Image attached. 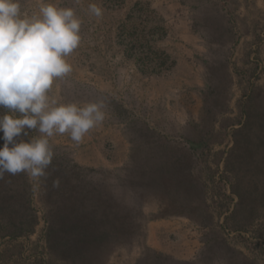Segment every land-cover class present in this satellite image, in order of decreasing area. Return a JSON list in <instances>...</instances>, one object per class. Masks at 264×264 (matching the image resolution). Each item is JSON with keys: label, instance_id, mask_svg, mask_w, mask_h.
<instances>
[{"label": "rangeland", "instance_id": "374dc122", "mask_svg": "<svg viewBox=\"0 0 264 264\" xmlns=\"http://www.w3.org/2000/svg\"><path fill=\"white\" fill-rule=\"evenodd\" d=\"M39 2L24 0L29 11ZM54 2L75 7L84 23L68 58L73 72L53 93L66 101L104 97L109 116L79 144L52 137L53 165L36 186L23 174L0 181V264H62L46 240L59 222V194L113 183L134 141L140 165L163 145L187 156L200 205L187 217L148 201L136 240L108 244L91 264H264V238H254L264 233V0ZM92 2L104 9L99 21L87 13ZM135 32L169 56L167 71L144 74L127 57ZM15 215L33 222L34 233L12 237Z\"/></svg>", "mask_w": 264, "mask_h": 264}, {"label": "clouds", "instance_id": "9594fccd", "mask_svg": "<svg viewBox=\"0 0 264 264\" xmlns=\"http://www.w3.org/2000/svg\"><path fill=\"white\" fill-rule=\"evenodd\" d=\"M87 13L99 21L104 9L92 2ZM83 23L75 7L54 0H40L36 11L24 0H0V181L23 174L36 186L53 165L52 137L79 144L108 118L104 97L66 101L53 93L73 72L68 58L81 46Z\"/></svg>", "mask_w": 264, "mask_h": 264}, {"label": "trees", "instance_id": "16d2710c", "mask_svg": "<svg viewBox=\"0 0 264 264\" xmlns=\"http://www.w3.org/2000/svg\"><path fill=\"white\" fill-rule=\"evenodd\" d=\"M154 32L147 36H153ZM147 36L136 32L130 35L132 42L126 45L125 53L137 60L142 73L162 74L172 66V61L168 55L159 56L147 46ZM132 146L130 163L113 183L108 180L97 186L88 183L77 191L59 194L62 200H59V222L49 226L46 240L62 264H91L94 253L108 244L134 242L142 231V207L148 201L157 200L166 215L187 217V208L200 205L192 197L200 184L189 172L187 156L169 155L166 153L169 146L163 145L166 146L163 151L155 148L147 163L140 165L137 161L140 147L135 141ZM13 220L12 237L34 233L35 225L28 223L25 215H15ZM254 238H264V233Z\"/></svg>", "mask_w": 264, "mask_h": 264}]
</instances>
